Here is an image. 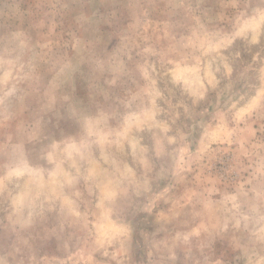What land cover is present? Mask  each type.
Listing matches in <instances>:
<instances>
[{
    "label": "rangeland",
    "instance_id": "374dc122",
    "mask_svg": "<svg viewBox=\"0 0 264 264\" xmlns=\"http://www.w3.org/2000/svg\"><path fill=\"white\" fill-rule=\"evenodd\" d=\"M0 264H264V0H0Z\"/></svg>",
    "mask_w": 264,
    "mask_h": 264
}]
</instances>
